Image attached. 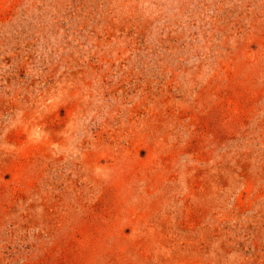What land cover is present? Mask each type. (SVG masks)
<instances>
[{
    "label": "rangeland",
    "instance_id": "obj_1",
    "mask_svg": "<svg viewBox=\"0 0 264 264\" xmlns=\"http://www.w3.org/2000/svg\"><path fill=\"white\" fill-rule=\"evenodd\" d=\"M0 264H264V0H0Z\"/></svg>",
    "mask_w": 264,
    "mask_h": 264
}]
</instances>
